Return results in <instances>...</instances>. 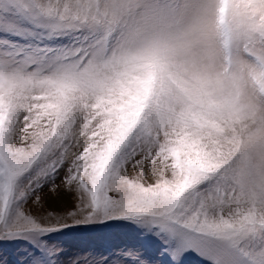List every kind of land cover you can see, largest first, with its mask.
<instances>
[{"label":"snow or ice","instance_id":"6c2138e0","mask_svg":"<svg viewBox=\"0 0 264 264\" xmlns=\"http://www.w3.org/2000/svg\"><path fill=\"white\" fill-rule=\"evenodd\" d=\"M75 4L0 0V247L15 264H264V220L227 218L206 153L172 181L194 141L161 147L135 119L114 131L118 102L75 95L96 87Z\"/></svg>","mask_w":264,"mask_h":264},{"label":"clouds","instance_id":"9594fccd","mask_svg":"<svg viewBox=\"0 0 264 264\" xmlns=\"http://www.w3.org/2000/svg\"><path fill=\"white\" fill-rule=\"evenodd\" d=\"M70 23L92 38L83 65L96 87L77 90L93 105L119 104L147 124L161 147L182 153L188 176L202 153L227 192V218L264 220V0H76ZM199 147L202 151L197 152ZM210 219H220L215 200ZM214 210V212L212 211Z\"/></svg>","mask_w":264,"mask_h":264},{"label":"rangeland","instance_id":"374dc122","mask_svg":"<svg viewBox=\"0 0 264 264\" xmlns=\"http://www.w3.org/2000/svg\"><path fill=\"white\" fill-rule=\"evenodd\" d=\"M51 207L57 211L62 210L63 205L61 202H55L51 205ZM97 230H101V229H97ZM72 235L73 234H69L68 237H66V239L69 241V243L72 240ZM75 251V248H72L70 250V254H72V252ZM15 250L11 247H0V258H3L4 261L7 262V264H15ZM189 264H199V258L196 256H190L189 257Z\"/></svg>","mask_w":264,"mask_h":264}]
</instances>
